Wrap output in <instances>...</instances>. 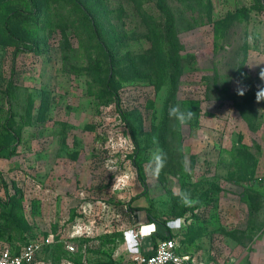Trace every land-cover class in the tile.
Here are the masks:
<instances>
[{
  "label": "rangeland",
  "instance_id": "obj_1",
  "mask_svg": "<svg viewBox=\"0 0 264 264\" xmlns=\"http://www.w3.org/2000/svg\"><path fill=\"white\" fill-rule=\"evenodd\" d=\"M19 1L0 0V128L10 111L17 139L0 151V198L17 199L31 228L9 240L42 238L41 264H119L141 247L133 234L150 211L164 235L173 226L187 264H264L263 1L166 0L183 46L171 100L168 83L143 72H124L118 96L100 100L103 79L69 69L87 66V40L65 49L53 33L31 50L6 38ZM101 2L105 23L127 35L121 52H146L145 12L161 19L155 0ZM175 104L194 113L179 130L168 116ZM153 138L166 153L158 172ZM186 191L194 207L180 204Z\"/></svg>",
  "mask_w": 264,
  "mask_h": 264
},
{
  "label": "trees",
  "instance_id": "obj_2",
  "mask_svg": "<svg viewBox=\"0 0 264 264\" xmlns=\"http://www.w3.org/2000/svg\"><path fill=\"white\" fill-rule=\"evenodd\" d=\"M100 1L104 0H20V5L11 9L4 19L5 36L8 40H15L14 43H21L23 48L31 50H38L40 42L46 43L48 36L53 33L61 35V43L65 49L71 46L69 41L72 37L76 38L80 45H84L87 40V66L70 63L69 69L77 73L84 71L97 79H103L100 85L102 89L96 93L97 98L109 100L118 96L115 86L118 80H125L124 72L131 76L143 72L146 76L153 74L158 86L167 82L168 99L171 100L175 96L182 70L180 51L183 46L178 37L174 12L167 1L155 0L161 13L159 21L145 12L149 17L147 33L151 47L139 54L131 51L121 52L116 42L122 46L127 35L113 31L111 22L105 23L102 13H107V9ZM262 1L260 6L264 8V0ZM10 86L11 82L7 93L10 92ZM164 131L165 128L161 133L163 141ZM15 140L14 122L9 111L6 122L0 128V151L9 149ZM16 201L14 197H8L6 202L0 198V216L5 222L0 226V235H11L12 230L20 226L24 229L31 228L23 219L22 211L17 212L20 209H17ZM147 217L150 222L157 224L156 230L151 233L154 242L174 237L171 236L169 226L166 229L167 234H163L160 229L162 223L151 215L150 211H147Z\"/></svg>",
  "mask_w": 264,
  "mask_h": 264
},
{
  "label": "built area",
  "instance_id": "obj_3",
  "mask_svg": "<svg viewBox=\"0 0 264 264\" xmlns=\"http://www.w3.org/2000/svg\"><path fill=\"white\" fill-rule=\"evenodd\" d=\"M151 225L153 227H151ZM145 225L134 232V238L143 237L155 231L154 223H148L149 228L143 231ZM50 239L47 238L46 242ZM43 244V239L36 237L21 245L18 251H12L9 247L0 248V264H41L37 259L38 252ZM73 250L72 245L68 246ZM189 255L183 254L179 250V243L175 237L158 240L154 250L150 253H143L139 249L134 251L130 258L123 260L119 264H187L190 260Z\"/></svg>",
  "mask_w": 264,
  "mask_h": 264
},
{
  "label": "clouds",
  "instance_id": "obj_4",
  "mask_svg": "<svg viewBox=\"0 0 264 264\" xmlns=\"http://www.w3.org/2000/svg\"><path fill=\"white\" fill-rule=\"evenodd\" d=\"M261 80H264V70L260 72ZM239 95H244L243 89L237 90ZM257 102L264 101V87H260L256 94ZM193 111L183 110L179 104H175L169 107L168 116L170 119L176 121V129L179 130L185 126L192 118ZM153 149L151 150V159L150 163L154 166V171L158 172L163 169L166 161V153L164 150L159 147L158 141L156 138H153ZM182 151V149H181ZM182 169L185 173H189V160L187 156H184L182 159ZM199 203L198 199H194L190 192H183L180 195V204L184 207H194Z\"/></svg>",
  "mask_w": 264,
  "mask_h": 264
},
{
  "label": "crops",
  "instance_id": "obj_5",
  "mask_svg": "<svg viewBox=\"0 0 264 264\" xmlns=\"http://www.w3.org/2000/svg\"><path fill=\"white\" fill-rule=\"evenodd\" d=\"M182 218V217H181ZM149 223H154V222H150L149 221ZM178 224H179V226H178ZM154 225H155V230H156V228H157V224L156 223H154ZM169 225V224H168ZM177 226L178 227H180V223H178L177 222ZM169 228H173V226L170 224L169 225ZM171 231H173V230H171ZM5 237L3 238V239H0L3 243H5L12 251H18V249H19V247L21 246V245H23V244H25L26 242H27V240L30 238H28L27 240H24L23 239V237H19L21 240L23 239L24 241H22V242H17V237H14L12 240H9V238H10V236L11 235H7V234H5L4 235ZM176 239H177V241H178V243H179V247H180V241H179V239L176 237V236H174ZM148 238H150V240L148 239ZM4 240H7V241H4ZM257 240L259 241V239L257 238ZM156 243L157 242H154L153 241V239H152V237H151V234H146V235H144L143 237H141V247L139 248V250L141 251V252H143V253H150V252H152L153 250H154V247L156 246ZM263 243H264V241H262L260 244L257 242V246H263ZM5 245V246H6ZM180 250V249H179ZM258 250V249H257ZM181 252V251H180ZM182 253V252H181Z\"/></svg>",
  "mask_w": 264,
  "mask_h": 264
},
{
  "label": "bare ground",
  "instance_id": "obj_6",
  "mask_svg": "<svg viewBox=\"0 0 264 264\" xmlns=\"http://www.w3.org/2000/svg\"><path fill=\"white\" fill-rule=\"evenodd\" d=\"M151 227H153V226L151 225ZM148 228L149 227L145 225L144 228H143V231H146Z\"/></svg>",
  "mask_w": 264,
  "mask_h": 264
}]
</instances>
